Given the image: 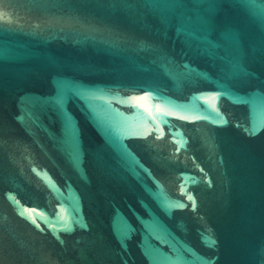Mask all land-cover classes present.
Here are the masks:
<instances>
[{
	"label": "water",
	"instance_id": "obj_1",
	"mask_svg": "<svg viewBox=\"0 0 264 264\" xmlns=\"http://www.w3.org/2000/svg\"><path fill=\"white\" fill-rule=\"evenodd\" d=\"M0 264H264V0H0Z\"/></svg>",
	"mask_w": 264,
	"mask_h": 264
}]
</instances>
